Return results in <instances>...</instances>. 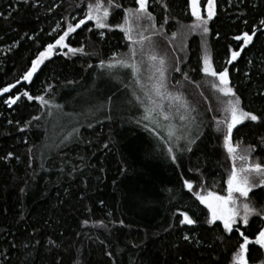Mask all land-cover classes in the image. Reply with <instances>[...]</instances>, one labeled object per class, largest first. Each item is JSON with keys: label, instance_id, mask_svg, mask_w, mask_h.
Returning a JSON list of instances; mask_svg holds the SVG:
<instances>
[{"label": "trees", "instance_id": "trees-1", "mask_svg": "<svg viewBox=\"0 0 264 264\" xmlns=\"http://www.w3.org/2000/svg\"><path fill=\"white\" fill-rule=\"evenodd\" d=\"M89 2L0 0V88L20 80L0 94V264H233L242 237L224 233L219 222L218 227L208 225V210L193 195H227L232 162L212 119L225 115L217 101L221 95L211 86L216 80L201 70L204 37L180 36L195 20L189 0H149L147 6L157 34L145 35L167 61V91L195 109V124L180 121L178 114L171 121L180 133L199 137L190 152L176 153L175 164L161 142L136 123L143 107L133 90L145 103L147 99L130 69L99 67L101 60L107 63L114 54L128 52L118 29H97L86 21L66 42L83 47L82 53L64 49L31 82L22 80L39 52L69 23L84 18ZM115 2L121 7L111 9L110 24L122 22L123 9L137 7L135 0ZM206 6L201 0V7ZM215 11L206 35L213 67L229 69L242 108L261 118L238 125L232 139L240 149L252 147L251 162L264 164V0H215ZM254 28L253 42L226 64L230 50L238 51L243 43L233 37ZM150 74L145 58V85ZM25 90L48 104L23 96L11 107L4 103ZM159 102L168 109L167 99ZM167 123L161 120L162 126ZM184 144L180 141L179 147ZM185 180L192 182L193 192L184 187ZM249 196L257 209H264V188ZM181 212L197 223L181 225ZM238 226L254 240L264 219L251 216L249 225ZM248 247V264H264V249Z\"/></svg>", "mask_w": 264, "mask_h": 264}, {"label": "snow or ice", "instance_id": "snow-or-ice-1", "mask_svg": "<svg viewBox=\"0 0 264 264\" xmlns=\"http://www.w3.org/2000/svg\"><path fill=\"white\" fill-rule=\"evenodd\" d=\"M24 2L27 3V0H24ZM206 3L207 17L203 18L199 11L198 0H189L191 15L195 18L189 30L198 29L205 36L209 32V21L216 15L215 0H206ZM147 4L148 0H135L137 7L123 9L122 22L110 24L108 20L111 9L120 8L121 5L116 3L115 0H92V2L87 4L84 18L80 19L75 25L69 23L67 30L62 35H59L54 43H48L45 50L40 51L36 58L31 61V66L23 74L22 80L31 82L40 65L44 64L45 60L50 58L57 48H67L68 52L73 54L82 53L84 51L83 47L71 48L65 41L70 33L75 32L86 21H93L97 29L107 28L109 31L113 30V28L118 29L124 34V39L128 41V52L120 54L119 57L114 54L109 58L107 63L101 60L99 67L108 72L118 68L130 69L136 87L140 89L143 96L147 99V103H145V100L140 95H137L135 89L133 90L132 96L143 107V115L136 120V123L152 133L161 142L172 163L175 164L177 163L176 153L182 151L190 152L192 150L191 145L195 144L196 139L199 137L193 138L190 133H180L177 126L171 123V121L174 115L178 114L180 121H187L188 125L195 124L196 118L191 116V112H194L195 109L190 108L187 101L181 95H173L167 91V61L165 57L159 56L153 50L154 42L152 37L145 35L149 31L153 32L154 35L157 34L155 32V17L148 11ZM260 24L264 25V19L260 21ZM256 33L257 29L254 28L251 34L244 32L242 35L234 36V40L242 41L243 43L238 46V51L230 50L231 56L225 63L230 65L233 61L237 60L244 48L253 42ZM100 35L103 36L104 33L101 32ZM172 38H176V33L172 34ZM145 58L151 70V74L148 76V81L150 82L148 85H145L141 80V70ZM201 70L206 76L213 77L218 81V83H212L211 86L221 94L220 97H217V101L222 106L219 110H222L225 115L223 119L218 120L216 117L212 119L215 121V131L223 135V148L226 150L228 159L232 164L226 179L227 195H219L213 191H206L204 194L193 192V184L188 180L184 181V187L189 192H193L195 199L208 210L209 216L205 221L208 225H217V222H219L222 225L224 233H239V236L242 237V242L239 243L238 250L233 254V264H248L246 254L249 252L248 246L250 244L258 245L259 248L264 249V228L258 231L254 240H250L249 236L241 231L238 222H242L243 225L247 226L249 225L251 216H259L264 219V209H257L253 198L249 196L255 188H264V164L251 162L252 147L248 146L247 148L240 149V142H234L232 137L233 130L238 125L244 123L246 120L258 122L261 118L242 108L240 97L235 93L233 87L230 86L229 69L227 67L221 71H216L212 66L209 56L205 54ZM174 71L180 72L181 69L174 67ZM182 75L186 80L188 79L187 73H182ZM19 83L20 80H17L16 84ZM16 84L0 88V94L9 93L10 89L16 88ZM125 86L127 87L128 85ZM17 91L19 92L18 89ZM21 96L26 97L29 101L36 99L42 105L48 104V101L43 96L34 97L27 90L21 94L9 96L4 103L11 107L21 99ZM221 97L227 99L225 100ZM156 98H159V101L167 99L169 101L168 109L165 110L164 105ZM173 109H175V113ZM208 110L211 111L212 109ZM35 119H38V117ZM161 120L168 123L162 126ZM145 121L147 123H143ZM182 140L185 141V144L183 147H179ZM9 156H11V153ZM201 187L203 186L201 185ZM180 215L183 217L180 221L181 225L186 224L191 226L197 223L187 212H181ZM183 239L189 241L190 237L184 235Z\"/></svg>", "mask_w": 264, "mask_h": 264}, {"label": "rangeland", "instance_id": "rangeland-1", "mask_svg": "<svg viewBox=\"0 0 264 264\" xmlns=\"http://www.w3.org/2000/svg\"><path fill=\"white\" fill-rule=\"evenodd\" d=\"M148 4H149V0H148ZM148 4H147V6H148ZM198 4H199V11H200V14L201 15H205V17L204 18H206L207 17V6L203 9L202 7H201V0H198ZM191 9V8H190ZM202 9L204 10V12H202ZM189 27H190V25L188 26V27H184V28H182L181 29V33H180V36L182 37V38H184V37H186V36H188L189 34L190 35H192V34H201L203 37H204V39H203V57H204V55L205 54H207L208 56H209V58H210V60H211V55H210V50H209V47H208V43H207V39H206V36L205 35H203L201 32H200V30H189ZM70 34H72V33H70ZM69 34V35H70ZM69 37V36H68ZM67 37V38H68ZM67 38H66V41H65V43L67 42ZM64 49H67V48H64ZM64 49H60V48H57V49H55L54 50V52H53V54L50 56V58H52L56 53H58V52H63V50ZM50 58H48L47 60H49ZM47 60H45V62L47 61ZM44 62V63H45ZM211 63H212V60H211ZM43 65V64H42ZM42 65H40V67L39 68H41V66ZM212 66H213V64H212ZM39 68H38V70H39ZM216 83H218V81H216ZM218 94H220L218 91H216ZM221 95V94H220ZM223 99H227V98H225V97H223ZM242 149V148H241ZM237 163H239V162H237ZM199 192H201V194H204V192H202V191H199Z\"/></svg>", "mask_w": 264, "mask_h": 264}]
</instances>
